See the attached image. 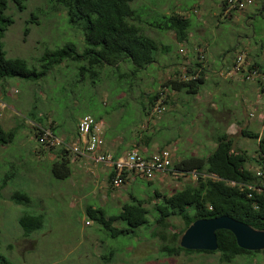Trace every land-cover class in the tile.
I'll return each instance as SVG.
<instances>
[{
	"label": "rangeland",
	"instance_id": "1",
	"mask_svg": "<svg viewBox=\"0 0 264 264\" xmlns=\"http://www.w3.org/2000/svg\"><path fill=\"white\" fill-rule=\"evenodd\" d=\"M224 1L134 0L131 7L136 11L135 23L142 24L147 35L171 50L160 52L156 63L134 75L131 74L132 67L124 63L117 72L103 68L99 78L95 79L90 74L81 75L76 62L64 61L38 82L18 78L0 82V123L6 130H16L14 141L8 146H0V254L12 264H264V250L256 251L253 256H237L229 263L222 262L221 253L217 251L211 254L182 252L174 256L161 253L163 241L153 237L160 215L155 204L161 203L164 196L194 183L195 176L171 168L158 173L152 180H128L117 189L107 183L105 175L97 183L80 181L81 176H76L80 167L72 161V154H76L68 148L69 144L59 139L61 145L53 146L49 141L39 143L37 138L39 126L50 128L57 135L71 137L75 134L74 125H78L81 117L91 115L103 124L108 135L118 132L133 138L135 134L139 139L154 136L148 149L153 153L166 148V142L174 139L177 141L171 142L168 148L176 147L173 151L178 157H190L194 149H201L198 153L202 155L208 152L211 143L202 146L197 140L195 143L189 141V135L193 134L191 130L197 126L196 110L192 105L197 98L184 92L173 94L165 87V82L177 71L186 70L189 64L198 62L209 69L202 94H212V99L206 103L218 105V111L212 107L202 111L207 125L202 132L198 129L195 137L208 135L210 140H217L228 131L224 110L235 104V91L240 84L231 87L228 79H218L213 72L221 69L224 77L233 79L226 75L227 65L221 68L220 57L228 58L226 64L235 61L234 55L227 53L234 47L241 49L237 53L248 52L251 60L258 57L264 60V0H253L251 6L233 11L232 15L226 10L223 12ZM23 4L25 8L20 10L9 0L7 12L14 23L3 38L7 57L22 58L30 67H38L37 60L46 49L53 50L75 41L78 50H83L81 31L68 24L66 12L57 0H23ZM32 14L36 17L35 23H28ZM165 14H179L190 20L185 43H177L172 32H161L149 26ZM26 27L29 28L27 35L24 34ZM252 62L264 65V61L262 64ZM121 74L128 76L120 78ZM156 94L159 98L155 107L145 111L149 96ZM164 97L166 104L175 106H169L165 112L162 107ZM238 101L242 105L239 104L236 114L247 115L249 120L243 129L264 137V107L257 108L252 95H248L245 103L239 98ZM188 102L192 104L184 105ZM158 108H163L159 115L156 114ZM33 113L43 117L44 124L38 123ZM184 136L186 140H182ZM233 140L236 150L245 151L249 156L257 154L258 140L238 134ZM112 146L115 148L118 144ZM62 148L68 152L70 176L72 170L75 171L74 185L66 181L68 178L59 180L51 173L53 164L62 160L58 156ZM131 149L146 153L144 143L130 145ZM16 191L28 194L30 202L13 203L9 197ZM136 200L142 201L148 210V224L136 228V236L112 239L104 226L88 215L92 208L101 209L105 217H110L118 214L125 203ZM24 214H42L43 217L42 227L28 237L24 236L20 225ZM169 222L171 226L165 233L164 244L176 245L182 237L184 222L176 216L170 217ZM113 225L125 226L119 222ZM175 234L181 235L178 240L174 239Z\"/></svg>",
	"mask_w": 264,
	"mask_h": 264
},
{
	"label": "trees",
	"instance_id": "2",
	"mask_svg": "<svg viewBox=\"0 0 264 264\" xmlns=\"http://www.w3.org/2000/svg\"><path fill=\"white\" fill-rule=\"evenodd\" d=\"M12 1L18 5L20 10L25 8L23 0ZM57 1L61 9L66 12L68 24L81 31L84 42L83 50H78L75 41L67 42L62 47L53 50L46 49L37 60L38 67H30L28 61L22 58L7 57L3 38L8 28L14 23V19L7 12L10 10L9 0H0V82L8 81L11 78L38 82L64 61L76 62L79 65L78 71L81 75L90 74L95 79L96 77L99 78L103 68L117 72L121 70V65L124 63L132 67L131 74L134 75L140 69H145L156 63V56L160 52H171L168 46H162L157 40L147 35L142 24L135 23L137 15L131 7L134 0ZM222 8L225 12L226 0L223 2ZM233 11L238 10H232L229 14ZM222 14L224 15V13ZM31 18L28 23H35L34 14ZM149 26L161 32H172L175 36L174 39L180 44L187 41L191 22L179 14H165L150 23ZM28 32L29 28L26 27L24 34L27 35ZM237 50L241 49L234 47L227 53L233 54L235 60L243 55L247 63L254 64L248 52L240 51L237 53ZM234 62H230L226 70H230ZM187 67L184 71L174 73L175 76L165 82V87L172 92L198 94L206 83L205 72L198 62L189 64ZM125 76L128 75L121 74L120 78ZM158 98L159 94L149 96V106H144V110L149 111L152 107L154 108ZM166 99L164 97L162 103L164 111L167 109ZM32 116L38 123L44 124L43 117H38L36 113H33ZM36 130L38 131V142L44 131H50L55 136V132L44 126H39ZM241 134L258 140L255 156H249L245 151L236 150L233 137L224 133L218 136L215 149L207 157H187L172 165V170L176 169L178 172L191 175L195 173L196 179L194 183L170 196H164L161 203L155 204L160 215L156 220L158 227L154 230L153 237H160V240L163 241L160 251L164 255L174 256L182 252L188 254L195 252L215 253L186 250L180 246V242L176 245L164 244V240L167 239L165 233L171 226L169 219L172 216L181 218L184 222L181 235L196 220L212 219L219 216H229L250 225L256 230L264 231V194L248 188L242 189L239 186V184L260 185L259 178L252 166H260L264 160V137L260 136L258 132L255 133L246 129H242ZM15 135V129L6 130L0 123V146L11 144ZM153 137L146 135L138 138L136 144L144 143L146 147H150ZM163 149L165 148L161 150ZM58 153L62 160L53 164L51 173L59 180H66L71 174L67 159L68 152L62 148ZM111 177L112 174L109 177V183ZM232 182L237 185H231ZM249 194L252 196L249 197ZM156 196L159 197V194L157 193ZM9 199L15 204L30 202L29 195L22 191L12 193ZM88 213L90 217L104 226L107 235L112 239L136 236L135 229L148 224L146 217L148 210L140 200L125 203L118 214L110 217H105L106 214L101 209L90 208ZM115 222L125 226L118 228L113 225ZM20 225L24 236L28 237L42 227V214H24L20 218ZM216 234L219 245L217 252L221 253L222 262L229 263L237 256H253L257 253L241 249L235 236L228 230H218ZM181 235L175 234L174 239L178 240ZM0 264H12V262L0 254Z\"/></svg>",
	"mask_w": 264,
	"mask_h": 264
},
{
	"label": "built area",
	"instance_id": "3",
	"mask_svg": "<svg viewBox=\"0 0 264 264\" xmlns=\"http://www.w3.org/2000/svg\"><path fill=\"white\" fill-rule=\"evenodd\" d=\"M253 4V0H228L226 2V13L232 10H243ZM228 77L240 76L246 82L256 83L264 94V65L247 63L243 55L239 56L230 70H227ZM163 108H158L157 113H161ZM253 116V115H252ZM93 116L84 115L76 126L78 140L74 144H69L77 156H92V161L96 164H110L112 167V177L110 185L117 189L122 187L126 181L142 178L152 180L158 173H165L172 167V153L163 149L151 155H144L136 150H132L122 158H115L111 153L104 151L103 129ZM49 141L53 146L61 145L62 141L56 138L50 131L42 132L39 143ZM256 176L259 178L260 185L247 186L239 184L243 188L257 191L264 194V160L260 166L255 168ZM195 173H194V175ZM231 185H237L232 182ZM252 194H249L251 197Z\"/></svg>",
	"mask_w": 264,
	"mask_h": 264
},
{
	"label": "crops",
	"instance_id": "4",
	"mask_svg": "<svg viewBox=\"0 0 264 264\" xmlns=\"http://www.w3.org/2000/svg\"><path fill=\"white\" fill-rule=\"evenodd\" d=\"M220 59H221V68L229 64V63L226 64L228 58L224 59L223 57H220ZM251 61L258 62V63L262 64V62L264 60L263 59H259V57H258V58L252 59ZM226 69H228V66H227ZM202 70L205 72V77H206L207 74H209V69H206L205 67H202ZM213 73L215 74V76L218 79L220 77L228 79V81L231 82V84H230L231 87L232 86H238L240 84L239 85V89L237 88V91H235V96H236L235 104L233 106L232 105H228V107L230 109L227 107V109L224 110V114L227 115V120L224 121L225 122L224 124H225V126L228 125L226 127V129H228V131L225 134H227V135H229V136H231L233 138H235V135H237V134H238V136H242L241 131H242L243 128L246 127V125L248 124L249 120L247 118V115L243 116L242 113L236 114L238 112L237 111V107L239 106V104L242 105V103H239L238 98L241 99V101L245 103V102L248 101V95L249 96L252 95V97H255L257 108L262 109V107H264V100L262 99V98H264V94L261 93V91H260V89H259L257 84H255V83H246V82L242 81V79L239 76H235V77H233V79H231V78L229 79V78L224 77L222 75L223 70H221V69H219V72L218 71H214ZM206 80H207V77H206ZM174 93H176V92H173V94ZM187 95H190V94H187ZM190 96H192V95H190ZM193 96L197 98V102L196 103L192 104V103L188 102V103L184 104V105L192 104L193 108L196 110V112L194 113V117H195V124H197V126L194 129L191 130V132H193V134L189 135L190 136L189 141H191L192 143H195V141L197 140L198 144H200L202 146L204 144H207V143L210 144L211 143L212 146L210 147V150H211V148L214 150L215 147H216V140H214V138L210 140L211 137H209L208 135H204L203 138H198L197 139L195 136L197 134L196 132L198 131V129H200L199 131L202 132V131H204L203 127H206V125H207V122L204 121L205 117H204V114H203L202 111H206V110L208 111V109H210V107H212L213 110L216 112V111H218V105H215V104H213L211 106L208 105L206 102H207V100L209 98L212 99V94L209 92L208 96H204L202 94V89L199 91L198 94H193ZM210 102H212V100ZM213 103H214V101H213ZM184 105H178V107H183L184 108L185 107ZM169 106L170 107L171 106L175 107L174 105L167 104V108ZM178 107H176L175 109H177ZM233 114H236V115L233 116ZM76 126H77V123H76V125H74V127L76 128ZM102 129H104L103 126H102ZM133 135H134L133 138L125 137L124 135H121V133H118V132H115L112 135H108L107 134V129L106 130L104 129V133H103V140H104V146L103 147L104 148H103V150L111 153L112 155H114L115 158H122L127 153H129L130 151L136 150V149L129 150L130 149V145L134 146L136 144V140L138 139L135 134H133ZM55 136L58 139H61L62 141L64 140L68 144H74L78 140V131H77V128H76L75 134L73 136H71V137L67 136V134H63V135L62 134L61 135L55 134ZM186 139H187L186 136H184L182 138V140H186ZM173 141L168 140L166 142L167 144H165V145H168V146H166L165 149H168V150L171 151L173 164H174L175 162L180 161L182 159H185L187 157H183V156H179L178 157V156H176L175 152H174L177 149L176 147H175V149L173 148L174 151L172 149L168 148V147H170V144ZM176 141L177 140H175L173 143H175ZM112 144H118V146H116L115 148L113 146L110 147V145H112ZM128 146H129V148L127 150L126 148ZM234 146H235V141H234ZM145 148L146 149L144 151L146 153H142V154L150 155V154L153 153V151L151 152L150 150H148L150 147H146L145 146ZM109 149H111V150H109ZM124 149L127 150V151H124L125 153L123 152ZM204 149H206V148L204 147ZM206 150H208V148ZM198 151H201V149L200 150L194 149L193 152H192L193 153L192 156L205 158L211 153V152L208 151V152H206L207 154L205 153V154L202 155V154H199ZM118 153L120 155H116ZM72 155L74 156L72 158V161L74 163H76V167L77 166L80 167L77 170L79 172V174L76 175L77 177L81 176V180L80 181L93 180L94 182L97 183L99 180L101 181L102 176L105 175V179H106L107 183L109 184V177L112 174V167H111L110 164H102V163L96 164V163H94L92 161V156H90V155H88V156H77V155H74V154H72ZM192 156H190V157H192ZM57 159H59V158L57 157ZM88 163H90L91 166H89ZM74 174H75V171L72 170V175L70 176V178H68L66 180V181H68V183L72 182V185H74V183H76V181L74 180ZM134 180H136V179H132L131 181H134ZM90 183H91V181H90ZM98 184H100V182ZM72 185H69V186L72 187ZM107 194H108V190H107ZM106 199H107V197H106Z\"/></svg>",
	"mask_w": 264,
	"mask_h": 264
},
{
	"label": "water",
	"instance_id": "5",
	"mask_svg": "<svg viewBox=\"0 0 264 264\" xmlns=\"http://www.w3.org/2000/svg\"><path fill=\"white\" fill-rule=\"evenodd\" d=\"M218 230L230 231L243 250L251 252L264 250V231L256 230L229 216L196 220L183 233L179 244L190 251L215 252L219 248L216 234Z\"/></svg>",
	"mask_w": 264,
	"mask_h": 264
},
{
	"label": "clouds",
	"instance_id": "6",
	"mask_svg": "<svg viewBox=\"0 0 264 264\" xmlns=\"http://www.w3.org/2000/svg\"><path fill=\"white\" fill-rule=\"evenodd\" d=\"M251 6V5H250ZM249 7V6H248ZM172 165H173V163H172ZM172 168V167H171ZM256 168V167H255ZM192 175H194V174H192Z\"/></svg>",
	"mask_w": 264,
	"mask_h": 264
}]
</instances>
